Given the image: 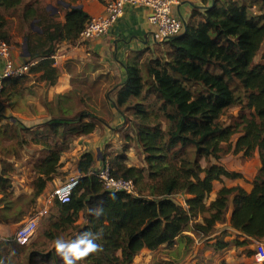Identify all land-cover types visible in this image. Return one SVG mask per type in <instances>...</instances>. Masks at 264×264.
Returning <instances> with one entry per match:
<instances>
[{"label":"trees","instance_id":"1","mask_svg":"<svg viewBox=\"0 0 264 264\" xmlns=\"http://www.w3.org/2000/svg\"><path fill=\"white\" fill-rule=\"evenodd\" d=\"M56 1L67 4L64 8L58 3L64 22L41 16L36 0L21 12L16 9L24 0H0V40L8 45L12 16L20 14L26 23L34 20L38 31L23 34L26 62H34L29 71L42 72L48 85L59 75L52 58L56 44L77 39L90 18L76 7L78 0ZM202 11L193 9L192 16L202 17L197 23H186L179 34L155 41L160 55L126 63L125 79L107 92L132 132L121 137L124 152L133 142L143 164L128 165L124 152L110 156L111 175L132 180L135 194L105 189L95 175L91 154L83 153L70 201H56L59 221L45 235L50 247L44 251L33 243L26 264H58L53 246L61 237L57 230L75 224L80 212L81 227L64 240L86 230L101 232L102 237L101 248L78 264H132L143 249L171 247L183 231L210 235L230 210L233 229L248 238H264V50L260 61H254L264 43V0H213ZM20 77L3 80L0 96L6 85L13 86ZM231 108L238 109L236 115L228 114ZM98 122L85 108L73 118H53L38 134L17 120L0 123V139L9 143L0 148L4 220L20 221L31 215L36 198L56 174L61 152L76 137L92 133ZM28 143L41 148L28 163L35 173L33 191L17 197L11 185L16 169L10 160H20ZM228 151L245 158L258 154L259 168L249 191L225 184L224 179L241 178L220 162ZM215 182L221 185L211 198ZM177 194L186 195L183 206L171 199ZM92 208L103 211L95 216L89 212ZM233 243L247 244L246 239ZM0 264H6L1 252Z\"/></svg>","mask_w":264,"mask_h":264},{"label":"crops","instance_id":"2","mask_svg":"<svg viewBox=\"0 0 264 264\" xmlns=\"http://www.w3.org/2000/svg\"><path fill=\"white\" fill-rule=\"evenodd\" d=\"M212 1H182L174 6L173 13L186 23L195 24L202 17L192 16L193 9L197 8L202 13L204 6L210 5ZM77 6L82 7L90 18L100 15L104 10V3L98 0H78ZM49 9H46L48 15ZM59 10L60 8H55L54 12L52 11L55 14L54 17L51 15L52 13L49 16L54 20L64 22V12ZM149 15V10L144 7L126 5L121 16L105 35L87 41L79 38L59 41L55 46V53L52 55L54 66L58 69L59 75L52 85L46 84V80L42 79V72L29 71L20 77L13 86L9 84L5 86L4 95L0 96L1 123H12L17 120L25 127H31L32 131L38 134L47 129V122L53 118H73L85 108L99 120L92 133L76 137L69 148L61 152L56 174H53L43 192L36 198L37 207L31 215L40 208L46 207L51 191L60 184L59 182L63 178L71 174L79 175L76 165L83 153L91 154L94 170L100 168L110 156L123 154L125 144L121 137L125 134L132 136V132L128 124H125L123 116L107 98V92L125 79L126 63L142 61L145 52L156 44L153 34L154 26L149 22ZM12 19L21 28V33L18 34L15 31V25L10 24L11 56L16 64H22L28 58L25 53L26 43L23 34H33L38 29L33 25L34 20L26 23L20 14L12 16L10 21ZM2 67L3 61L0 59V71ZM97 92L100 93V96L93 98L92 94ZM114 92L115 89L112 93ZM41 125L42 127H40ZM27 138H30L29 135ZM130 144L127 151L124 152L126 163L130 166L142 167V162L136 156V145L133 142ZM40 151L41 148L38 145L28 143L20 160H10L17 171L14 175L17 184L13 183L16 190L12 185L15 196L32 193L31 183L35 173L28 166L29 161H26L27 158L31 160L33 154H36L37 157ZM22 159L23 161H21ZM220 162L227 169L235 171V169L228 168L223 159H220ZM258 168L259 164H256V171L253 175H243L241 178L233 180L224 179V182L228 186L239 185L249 191ZM25 175L27 176L26 181L24 180ZM216 183L219 186L217 188L214 186L215 190L211 193V198L214 197L215 191L221 185L219 182L214 184ZM185 197V194H177L171 196V199L183 206ZM58 206L56 201L48 204L49 210H52L50 211L52 217L59 214L54 211L59 209ZM230 212L231 210L227 214L226 221L218 223L214 232L208 236L203 237L187 230V233L184 234L192 236L194 240L190 242L191 246L187 247L186 252H183L184 246H181L180 236L176 237L172 249H169L172 246L167 247L163 244L161 248H164V251L169 255L166 254L162 262L159 261L158 264H256L253 260L254 253L251 255L248 253V248H254L256 240L241 235L230 226ZM31 215L25 216L20 221H12L4 220L0 213V236L12 237ZM245 239L246 242L249 240L248 244L237 246L233 243L234 240ZM260 241L263 242L264 238ZM4 248H8L7 243L0 244L1 253ZM152 253L153 251L143 249L134 257L132 264H151Z\"/></svg>","mask_w":264,"mask_h":264},{"label":"built area","instance_id":"3","mask_svg":"<svg viewBox=\"0 0 264 264\" xmlns=\"http://www.w3.org/2000/svg\"><path fill=\"white\" fill-rule=\"evenodd\" d=\"M182 1L189 0H109L104 3V10L100 15L89 18L78 38L87 41L94 37L105 35L121 16L126 5L141 6L149 10V22L154 26L153 34L156 41L171 38L183 30L182 18L173 13L174 6L180 4ZM0 59L3 61V67L0 71V91L2 89L3 80L25 75L34 64V62L16 64L11 56L10 45L3 40H0ZM95 175L98 181L107 190L135 194L133 181L112 176L108 161H105L102 166L96 170ZM77 184L78 175H71L67 177L64 182L55 186L47 199L46 207L40 208L35 214L29 216L25 224L17 229L12 237L0 236V244L15 243L19 246H25L31 243L36 230L37 221L48 214V204L52 201H57L59 204L68 203ZM29 230L31 231V235H27ZM25 235H27V238L23 239V242H21ZM254 248L255 253L253 256L255 262L264 264V260L257 259L258 255H264V244L257 241Z\"/></svg>","mask_w":264,"mask_h":264},{"label":"rangeland","instance_id":"4","mask_svg":"<svg viewBox=\"0 0 264 264\" xmlns=\"http://www.w3.org/2000/svg\"><path fill=\"white\" fill-rule=\"evenodd\" d=\"M34 2L35 0H24V2L22 4H20L18 6L19 10L16 9L17 12H21L22 8H24L25 5H28L31 2ZM109 1V0H105V3ZM37 9H38V13L41 14V16H45L47 19L50 18V13H52L51 15L54 17V9L58 8V2L56 0H36V4L34 5ZM47 8H50L49 11V15L47 12ZM254 7H252L253 9ZM53 11V12H52ZM60 12H63L62 10H59ZM11 24L12 26L15 25V31L20 34L21 33V28L19 27V25L16 23V21H14L13 19L11 20ZM11 44V43H10ZM264 50V43L260 49V52L255 56L254 61H260V56L262 54ZM155 55H160V48L155 44L152 46L151 49H149L147 52H145V54L142 56V61H145L146 59H148L151 56H155ZM93 98H98L100 96V93H94L92 94ZM96 102H98L97 100H95ZM237 108H231L228 112V114H232V115H236L237 114ZM224 120H226V118H223ZM1 123V122H0ZM1 124H5V123H1ZM131 143V142H130ZM8 141L4 140L3 138L0 139V148L2 147H6L8 145ZM131 145V144H130ZM224 148L227 149V144H223ZM136 150V156L137 158L141 161V157L139 155V151L135 148ZM221 159L224 160V163L226 164V166L228 168L231 169H235V171H238L241 176L245 175V176H250L253 175L255 173V169H256V164H259L258 161V154L254 153L251 157L249 158H245L244 156H242L241 153H237L234 154L232 153V151H228ZM30 159L27 158L28 162ZM23 161V159L21 160ZM204 165V163H202ZM29 167L30 164H28ZM17 171L15 170L14 173H16ZM21 174V173H19ZM15 175V174H14ZM14 175H12V179H11V185H16V181L14 180ZM73 175V174H71ZM69 175V176H71ZM68 176V177H69ZM19 177V176H18ZM26 175L24 177V180L26 181ZM17 178V177H16ZM67 179V177L63 178L61 182H59L60 184L62 182H64ZM13 185V186H14ZM215 188H217L219 186L218 183L214 184ZM213 186V189L215 190ZM14 189L16 190V187L14 186ZM37 200H35L34 203V207L33 210L37 207L36 205ZM50 211H52L51 209L48 211V214L41 217L40 220L38 221L35 233H34V237L31 240V243H29L28 245L25 246H19L16 244H8V248L7 249H3L2 250V256L4 257V261L6 262V264H26V255L29 252V247L33 244V243H39L41 246V249H43L44 251H46L49 247V241L48 238L45 236L46 233L48 232L49 229H51V226L53 223L59 221V215H56L55 217H52V214H50ZM58 213V209L54 210ZM56 213V214H57ZM83 222V214L82 212L79 213V217L77 218L75 224H69L66 223L65 225L61 226L60 230H57V235H61V237L64 239V237H66L70 232L75 231L76 229H78L79 227H81ZM75 228V229H74ZM187 233L186 231H183L179 236H180V240H182V244L181 246H184L183 252H186V250L189 248L188 246L190 245V242H193L194 238L190 235H186L184 233ZM184 234V235H183ZM196 235V234H195ZM67 241V240H66ZM175 241V240H174ZM259 242L260 240H256V242ZM262 244H264V241H260ZM249 243V240L247 242V244ZM191 246V245H190ZM188 247V248H187ZM173 246L169 249H172ZM254 248H248V253H254ZM169 253H167L166 251H164V248L158 247L157 249H155L151 255L150 258V263L151 264H158V262H162L163 258L165 257V255ZM254 255V254H253ZM56 262L58 264H62V261L60 259V257L58 256V254L56 253ZM12 260V261H10ZM253 260H254V256H253ZM84 262V261H83ZM255 262V260H254ZM246 263H248V261H246ZM256 264H259L257 262H255ZM43 264V263H41ZM47 264H51V262H48ZM83 264H86L85 262Z\"/></svg>","mask_w":264,"mask_h":264},{"label":"clouds","instance_id":"5","mask_svg":"<svg viewBox=\"0 0 264 264\" xmlns=\"http://www.w3.org/2000/svg\"><path fill=\"white\" fill-rule=\"evenodd\" d=\"M102 211L101 208L89 209V212L95 216H99ZM27 235H31L30 230L27 232ZM27 235L22 238L21 242L27 238ZM101 237V232L86 230L78 233L69 241H65L62 237H57L53 241V246L62 264H78V262L82 261L90 253H95L101 248L100 243H98ZM257 259L264 260V255H258Z\"/></svg>","mask_w":264,"mask_h":264},{"label":"water","instance_id":"6","mask_svg":"<svg viewBox=\"0 0 264 264\" xmlns=\"http://www.w3.org/2000/svg\"><path fill=\"white\" fill-rule=\"evenodd\" d=\"M58 3L64 6V8H67V4L64 3L63 1H58ZM76 7H79V6H76ZM185 28H186V22L183 20V29L185 30ZM25 53L28 55L26 48H25Z\"/></svg>","mask_w":264,"mask_h":264}]
</instances>
